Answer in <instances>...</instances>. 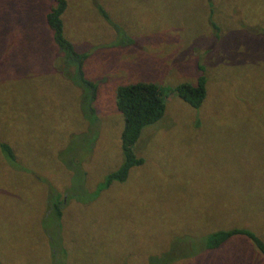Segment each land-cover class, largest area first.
Listing matches in <instances>:
<instances>
[{
    "label": "rangeland",
    "instance_id": "1",
    "mask_svg": "<svg viewBox=\"0 0 264 264\" xmlns=\"http://www.w3.org/2000/svg\"><path fill=\"white\" fill-rule=\"evenodd\" d=\"M210 4L66 0L61 36L95 85L84 92L45 25L52 0H0V144L14 156L0 150V264H55L57 243L64 264H264L244 237L202 247L237 226L264 241V0ZM198 67L193 110L171 91ZM135 82L171 89L164 114L132 147L142 164L102 188L122 162L115 90Z\"/></svg>",
    "mask_w": 264,
    "mask_h": 264
},
{
    "label": "trees",
    "instance_id": "2",
    "mask_svg": "<svg viewBox=\"0 0 264 264\" xmlns=\"http://www.w3.org/2000/svg\"><path fill=\"white\" fill-rule=\"evenodd\" d=\"M193 1L197 6L203 8L204 11L209 13L214 12L213 9H211L210 1L215 0H210L205 5L204 0ZM52 2L53 5L47 8L44 14V21L46 27L52 34L54 44L60 52L63 53V50L67 51V57H64L65 60H63L62 63L65 64V61L70 58L69 61L75 63V70L81 81V86L78 88L84 92L86 90H92L94 92L95 85L83 79L80 71L84 56L81 57L72 52L68 43L61 36V16L66 10V0H52ZM221 16L224 17L222 14ZM217 19L218 17L215 15V20L217 21ZM211 24L216 29V34H218L221 31L218 27V23L211 22ZM201 70L202 69L199 68L200 75L195 85L191 86L186 83H180L174 86L171 91L172 94L182 100L188 108L193 110H198L206 97L205 79ZM170 90L148 82H135L121 85L116 88L114 105L120 112L122 118V130L119 135L122 162L115 170L107 173L103 183L99 186L106 188L113 182L121 183L125 181L129 170L132 167L142 164V159L136 157L132 153V147L143 128L161 119L164 114L165 97ZM83 99L85 100V98ZM0 150L5 155V158L12 164L14 156L11 148L6 143H2L0 144ZM62 203V199L57 193L53 191L49 192L46 201V214L48 216H45V219L49 220V218H53L52 225L56 228L59 226L61 218ZM237 237H244L249 240L256 252L264 259V241L259 240L250 230L242 229L238 226L228 228L227 230H215L205 235L202 238V247L205 251H214L219 249L228 240ZM56 246L58 249H56V254L53 256L55 264H64L65 248L62 244L58 243ZM53 257H51V259Z\"/></svg>",
    "mask_w": 264,
    "mask_h": 264
}]
</instances>
